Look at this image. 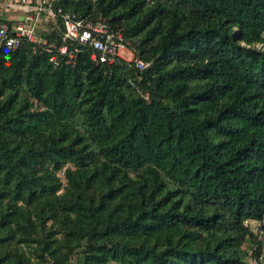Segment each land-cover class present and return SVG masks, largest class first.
<instances>
[{
  "label": "trees",
  "instance_id": "1",
  "mask_svg": "<svg viewBox=\"0 0 264 264\" xmlns=\"http://www.w3.org/2000/svg\"><path fill=\"white\" fill-rule=\"evenodd\" d=\"M53 4L101 12L134 58L55 65L42 41L0 43V264L258 257L264 0Z\"/></svg>",
  "mask_w": 264,
  "mask_h": 264
},
{
  "label": "built area",
  "instance_id": "2",
  "mask_svg": "<svg viewBox=\"0 0 264 264\" xmlns=\"http://www.w3.org/2000/svg\"><path fill=\"white\" fill-rule=\"evenodd\" d=\"M54 0H13L14 4L28 13L26 17L17 20L14 25H10L5 20L0 19V43L8 48L19 47L24 40L30 42L42 41L44 50L50 53V61L55 65L63 60L66 64H75L80 52L86 50L89 59L95 65H113L118 57L125 61L134 58L131 42L127 40L121 28L110 26L105 16L99 12L92 15H83L71 10H64L62 7H55ZM32 13V14H30ZM45 15L46 28L44 34L56 27L61 28V42L54 40L47 42L45 36L40 35L37 30L39 15ZM125 50L130 56L125 57L120 52ZM33 51L36 48L33 47ZM137 67L143 68L146 63L139 60ZM249 223L251 230L262 242V249L256 258H252V264L264 262V215L261 219H254Z\"/></svg>",
  "mask_w": 264,
  "mask_h": 264
},
{
  "label": "crops",
  "instance_id": "3",
  "mask_svg": "<svg viewBox=\"0 0 264 264\" xmlns=\"http://www.w3.org/2000/svg\"><path fill=\"white\" fill-rule=\"evenodd\" d=\"M28 13H26L21 6L14 4L13 0H0V19L5 20L8 22L10 25H14L17 20H20L24 17H26ZM32 14V13H30ZM39 17V23L37 30L39 31V34L43 32L46 27L45 24V15L42 13V16Z\"/></svg>",
  "mask_w": 264,
  "mask_h": 264
},
{
  "label": "rangeland",
  "instance_id": "4",
  "mask_svg": "<svg viewBox=\"0 0 264 264\" xmlns=\"http://www.w3.org/2000/svg\"><path fill=\"white\" fill-rule=\"evenodd\" d=\"M42 36L43 37L45 36V34L43 32H41L40 36H38V37H42ZM120 53L123 56H125V57H129L130 56L125 50H122ZM59 174L62 175L61 172ZM82 258H83L82 255H79V256L77 255V256L73 257V259L70 262V264H80L82 262ZM251 262H252V259L251 258H247L245 264H252Z\"/></svg>",
  "mask_w": 264,
  "mask_h": 264
}]
</instances>
